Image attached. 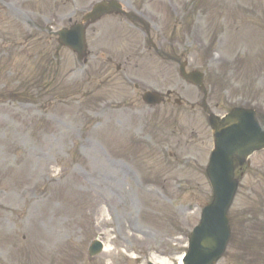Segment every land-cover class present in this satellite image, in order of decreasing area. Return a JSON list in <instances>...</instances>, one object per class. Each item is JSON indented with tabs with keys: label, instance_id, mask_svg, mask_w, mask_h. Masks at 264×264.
I'll return each instance as SVG.
<instances>
[{
	"label": "rangeland",
	"instance_id": "374dc122",
	"mask_svg": "<svg viewBox=\"0 0 264 264\" xmlns=\"http://www.w3.org/2000/svg\"><path fill=\"white\" fill-rule=\"evenodd\" d=\"M98 1L0 0V264H146L153 255L177 264L212 200L213 137L203 94L176 60L204 73L215 116L264 114V0H119L154 22L141 32L102 18L88 28L85 67L59 49L60 101H23L13 86L32 94L35 59ZM159 26L171 41L165 59L138 43ZM147 90L174 96L150 107ZM235 176L231 237L216 264H264V150L237 162ZM96 239L111 249L91 257Z\"/></svg>",
	"mask_w": 264,
	"mask_h": 264
},
{
	"label": "water",
	"instance_id": "95a60500",
	"mask_svg": "<svg viewBox=\"0 0 264 264\" xmlns=\"http://www.w3.org/2000/svg\"><path fill=\"white\" fill-rule=\"evenodd\" d=\"M238 117L242 121L238 127L244 129L251 115L250 113H240ZM232 129L234 128H227L222 130L219 135L216 134L217 139L219 137L220 139L209 168V175L215 191V201L212 206L206 208L204 220L191 235L186 264H210L223 251L227 234L223 233L222 219L225 218L224 214L235 185L232 181L231 156L236 150L241 154L251 148L247 146L241 149V143L247 139L239 142L241 137L235 138ZM261 134L264 136V133Z\"/></svg>",
	"mask_w": 264,
	"mask_h": 264
},
{
	"label": "bare ground",
	"instance_id": "6f19581e",
	"mask_svg": "<svg viewBox=\"0 0 264 264\" xmlns=\"http://www.w3.org/2000/svg\"><path fill=\"white\" fill-rule=\"evenodd\" d=\"M104 244H105V243H104ZM110 249H111V248L109 247L108 244H105V245H104V251H105V252H109ZM133 256H134V255H133ZM180 258H181V257L179 256V259H180ZM154 260H161V259H159L157 256H154ZM155 262H156V261H155ZM162 263H163V264H170V263H167L166 260H164V259H162Z\"/></svg>",
	"mask_w": 264,
	"mask_h": 264
}]
</instances>
